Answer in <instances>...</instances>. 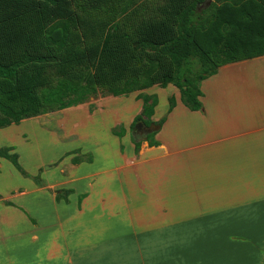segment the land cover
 <instances>
[{
  "label": "crops",
  "instance_id": "crops-1",
  "mask_svg": "<svg viewBox=\"0 0 264 264\" xmlns=\"http://www.w3.org/2000/svg\"><path fill=\"white\" fill-rule=\"evenodd\" d=\"M162 89L176 106L156 105L158 144L141 140L138 153L130 126L143 103L135 92L91 117L109 103L130 106L126 134L108 136L116 146L82 149L91 163L73 164L80 155L69 151L58 166L48 167L62 157L36 165L30 174L46 186L0 157V264H264V54L203 80L199 111L173 84L144 92ZM20 124L1 133L21 136ZM69 189L58 201L56 191Z\"/></svg>",
  "mask_w": 264,
  "mask_h": 264
},
{
  "label": "trees",
  "instance_id": "trees-1",
  "mask_svg": "<svg viewBox=\"0 0 264 264\" xmlns=\"http://www.w3.org/2000/svg\"><path fill=\"white\" fill-rule=\"evenodd\" d=\"M260 0H177L178 12L175 25L151 23L142 29L135 41V49L145 52L148 67L140 75L129 76L117 83L114 81L93 82L74 78L72 74L61 73L54 84L42 85L40 79L44 66L56 63L70 69L80 64L84 52L67 49L71 30L76 23L77 13L70 0H0L2 24L0 25V128L20 124L32 115L46 114L48 108L64 110L87 103L92 97L106 90L108 95L129 96L138 92L136 98L143 101V110L132 124L137 122L161 126L152 116L158 104L155 94L144 90L153 86L177 87L182 103L190 110L203 108L201 83L216 74L220 67L239 59L264 54V10L256 13ZM122 3H114L102 11L90 13L92 17H107L115 20ZM204 5L203 9H200ZM81 11L84 6L78 4ZM263 11V12H262ZM48 25L47 36L41 43L28 31L33 26ZM207 32L212 48L199 42L200 33ZM213 43V44H212ZM149 52H153L150 54ZM165 62L169 67L163 68ZM126 66H114L112 75L121 74ZM35 68V73L30 69ZM89 76V72H85ZM42 81V82H41ZM175 96L169 98V112L176 106ZM91 111L94 106H91ZM111 132L123 137L126 128L118 125ZM156 131L147 136L151 145H157ZM138 153L141 141L134 136ZM10 146L0 147V157L10 160L25 177L39 186H46L40 174L32 176L19 163V155ZM74 164L93 162L91 154L83 159L77 156ZM58 201L68 200L69 190L56 191ZM85 195L79 197L81 201ZM12 204L11 202H7Z\"/></svg>",
  "mask_w": 264,
  "mask_h": 264
},
{
  "label": "rangeland",
  "instance_id": "rangeland-1",
  "mask_svg": "<svg viewBox=\"0 0 264 264\" xmlns=\"http://www.w3.org/2000/svg\"><path fill=\"white\" fill-rule=\"evenodd\" d=\"M70 1L73 9L77 13V20L71 30L70 39L66 48L84 52V58L80 64H76L74 65L75 67L70 69L61 68L56 63L44 66L40 75V79L43 78L45 80L44 82L41 81L42 85L54 84L56 79L61 76L62 72L66 74L70 73L74 75V78L84 82L90 79L95 83L100 80L114 81L116 79L118 81L117 83H120L122 82L120 80L123 78L140 75L143 70L148 67V63L144 60L146 53L135 49V41L140 38L142 29L151 23L159 22L174 26L176 14L178 12L177 0ZM117 2L123 5L114 21L107 17L94 18L90 14L102 11L106 7ZM78 4L84 6L86 11H81L78 8ZM255 4L256 13L260 15V10H264V0L255 2ZM203 8L204 5H201L200 9ZM1 24L2 17L0 8V25ZM47 26L48 25L33 26L29 29L28 33L33 34L39 43H41L47 36ZM199 35H201L199 36L200 44H202V46L204 44L206 48H212L207 32H201ZM1 44L2 36H0V45ZM149 53L153 54V52ZM121 64L126 66L122 69L121 74L117 75L114 70L115 74L112 75V70L115 69L114 66ZM166 67H169L168 62H165L163 65V68ZM35 71V68L30 69L31 73H35ZM85 72H89L90 75H85ZM177 90L179 91L178 88ZM170 92V89H162L153 94L157 95L158 103L160 102V105L163 107L166 102H169V98L174 95L170 94ZM129 97L130 95L114 97L108 95L106 90H101L98 95L92 97L87 103L81 106L66 110H61L56 107L48 108L46 114L32 115L25 120V124H20V127H18L19 130L26 133L27 136L24 138L25 142H16L17 138L24 134L23 132L21 136H19V131L14 132L13 130L7 133H1V130L5 129L0 128V147L14 143L15 150H13V152L19 155V163L29 174L36 165L39 166L45 161L51 163L62 157L59 162L57 161L48 167L62 164L64 160L63 155L69 151H73L74 156L80 155L87 158L88 153L81 155L82 149L92 150L97 148L101 150L103 148H111L112 144L116 146V142H113V139L108 137L113 134L108 131L109 123L111 124V121L121 118L119 125L125 127V110L130 108V106L126 103L121 106H115L109 103L104 115L100 114L95 120H91L92 115L100 109H104L105 103L108 101H123L125 98ZM91 106H94L93 111H91ZM117 113L118 115H116ZM88 120L93 123H90ZM116 126L118 125L116 124L112 128ZM131 131L133 132L132 129ZM42 166L44 165L42 164ZM46 167L44 166L43 168ZM58 169L59 168L55 167L51 168L49 171L58 174ZM63 171L64 173L68 171V165H65ZM11 183L12 185H16L19 181L14 179ZM10 185L11 184L7 182L5 187Z\"/></svg>",
  "mask_w": 264,
  "mask_h": 264
},
{
  "label": "water",
  "instance_id": "water-1",
  "mask_svg": "<svg viewBox=\"0 0 264 264\" xmlns=\"http://www.w3.org/2000/svg\"><path fill=\"white\" fill-rule=\"evenodd\" d=\"M142 125H146V124L143 123V122H137L136 125H135V127H134V129H133V134H134V136L136 137V139H137L138 141L146 140V139H147V136H148L150 133H152L153 131H156V130L159 129V127H160V126H158V125H154V124H152V125H150V126L146 125V126H148L149 128H148V131H147L146 133L143 134V133H139V132H137L138 127H140V126H142Z\"/></svg>",
  "mask_w": 264,
  "mask_h": 264
},
{
  "label": "flooded vegetation",
  "instance_id": "flooded-vegetation-1",
  "mask_svg": "<svg viewBox=\"0 0 264 264\" xmlns=\"http://www.w3.org/2000/svg\"><path fill=\"white\" fill-rule=\"evenodd\" d=\"M148 128H149L148 126L142 125V126L138 127L137 132L144 134V133H146L148 131Z\"/></svg>",
  "mask_w": 264,
  "mask_h": 264
}]
</instances>
